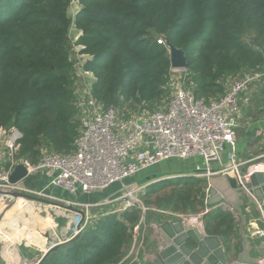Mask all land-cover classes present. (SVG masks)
I'll return each instance as SVG.
<instances>
[{
    "label": "trees",
    "instance_id": "obj_1",
    "mask_svg": "<svg viewBox=\"0 0 264 264\" xmlns=\"http://www.w3.org/2000/svg\"><path fill=\"white\" fill-rule=\"evenodd\" d=\"M74 2L81 8L73 18ZM72 26L82 32L76 45L90 56L84 70L96 77L94 96L106 107L162 100L171 60L161 37L185 52L197 97L264 67V0H0V129L13 125L23 134L18 147L32 163L43 146L69 153L78 136ZM182 181L207 188L196 178ZM204 220L210 236L236 237L232 212L218 208ZM140 221L136 209L103 216L43 264H118Z\"/></svg>",
    "mask_w": 264,
    "mask_h": 264
},
{
    "label": "built area",
    "instance_id": "obj_2",
    "mask_svg": "<svg viewBox=\"0 0 264 264\" xmlns=\"http://www.w3.org/2000/svg\"><path fill=\"white\" fill-rule=\"evenodd\" d=\"M158 43L167 46L165 38H159ZM171 73L183 75L187 83L176 88L167 104L160 105L152 112L127 110L122 106L107 108L94 96L93 87L96 83L90 85L87 101L79 105L83 115L80 116L74 149L66 154L57 153L46 146L37 163L32 164L27 159L21 160L17 158L16 152L23 134L17 128L11 130L7 127L1 128L0 192L7 195L0 196L17 201L9 194L21 192L39 198L48 197L60 204L73 205L83 210L86 213V220L81 230L77 228L74 234L76 236L93 223V219L95 220L93 211L106 206H112L113 210L99 219L134 209L141 212L140 225L152 213L163 216L162 212L146 206L141 196L146 186L135 187L126 182L165 162L172 160L203 162L204 170L197 165V172L189 176L182 175V178H214L233 174L232 176L237 175L242 184L245 180L249 181L252 172L249 170L248 173L241 174L240 167L243 165L237 159L241 99L253 85L264 83V67L244 70L232 77L225 94L213 99L195 95L194 83L189 77L188 69L178 70L171 66ZM85 74L93 75L89 72ZM6 162L10 164L9 167L4 166ZM20 164L28 168L29 176L48 173L52 178L48 189L58 187L76 198L79 195L89 196L103 192L115 185L120 186L121 190L116 198L95 204H80L76 201L54 198L44 192L28 190L21 183L11 184L10 177ZM216 208L223 207L218 205ZM212 210L208 208L205 215ZM198 217L177 216L184 223L192 221L198 225L204 224L203 217L201 220ZM91 218L93 219L90 223ZM2 225L0 223V245L3 246L2 239L6 236L7 230ZM138 254L139 250L131 259L133 263L139 261Z\"/></svg>",
    "mask_w": 264,
    "mask_h": 264
},
{
    "label": "crops",
    "instance_id": "obj_3",
    "mask_svg": "<svg viewBox=\"0 0 264 264\" xmlns=\"http://www.w3.org/2000/svg\"><path fill=\"white\" fill-rule=\"evenodd\" d=\"M241 104H242L241 126L237 131V159H238V162L243 165L242 167H240V172L243 170H246L247 173L250 170L252 174L257 171L264 172V83L253 85L251 89L242 96ZM123 108H126L127 110L143 111L139 109L140 107L134 109L128 106H123ZM45 147L46 146H43L40 149L41 154L38 157L39 159ZM49 151H51V149H49ZM60 154H66V153H60ZM190 161H181V162L187 163ZM32 164H35V163H32ZM213 167H217V165H213ZM182 175H185V174L178 173L176 175L174 174L173 176H167V177H177L174 179H186L187 178V177L182 178L181 177ZM232 175L233 174H231V176ZM221 177L222 176H218L214 178H206L205 180L207 183V188L211 190V184H210L211 181L215 178H221ZM51 180H52L51 176L45 172V173H38V174L30 175L22 184H23V187L28 190H31L34 192L36 191L44 192V194H46L47 196L58 198V197H55L52 193H49V194L47 193L48 190L51 191L52 189V188L48 189V186ZM139 180H141V174L127 180L126 183L137 187L136 184L137 182H139ZM151 182L152 181L144 182L143 185L140 184L139 187L146 186L147 184ZM39 184H41L42 187ZM119 187L120 186L115 185L106 191L93 193L91 194L92 196L89 195V197L90 196L95 197L96 200L98 198H101L99 201L89 200L87 202L81 203L78 197L76 199H71V200L65 199V200L76 201L80 204L102 203V202L109 201V200L116 198L120 193L121 187L120 188ZM217 187H218L219 192L222 195H224L225 197L227 196V198L231 201L235 200L234 195H232L231 193L229 184L226 181L217 183ZM109 192H111L112 195L110 197H106ZM39 199L40 200H30L29 202L38 203L42 201L48 205L49 204L51 205V207L48 206L49 212L52 214V217L48 216V217H51L49 220L50 221L49 223L47 222L48 218H43V219L41 218L42 220L41 221L39 218L37 219V217L34 215L29 221L27 219V216H25L24 214L20 217H15V218L13 217L12 219L7 217V219H5L4 222H2L3 224L2 226L4 227V229L7 230L6 236L3 237L2 239V244L4 246L3 248L5 249L4 256H6L5 264H35L43 257V255L52 245L58 242H61V237L63 238V240L67 238L68 235H66L64 224H65V219L67 217V214L65 213V211H68V210L58 205L51 204V203H55V204H60V203L55 202L51 199H48V197H42ZM209 199H210V193H209ZM12 201H14L17 204L18 202H20L19 200L16 201L14 199H12ZM27 201L28 200H25V202L23 203L24 204L29 203ZM30 206L32 209L33 205L30 204ZM220 206L223 207L222 209L224 210H227L230 212H232L233 210V212L236 213V214L234 213V216L236 219L237 227L234 230H235V233L236 232L238 233V236L234 237L232 241H225L223 237L218 236L221 239L226 250L229 251L230 249V253L234 257L233 261H235L238 257V248H239V245L242 239L241 230H244L246 232L247 236L250 238V241L252 243H255L256 245L264 243V235H263L264 233V206L255 207L252 205L250 206L248 204H245L244 214L246 216V223L242 222L238 212L235 210V208H232L231 205H227L226 202H223V204H220ZM208 208H211L213 210L218 209L216 207H208ZM21 211H22V204H20L18 208V212L16 214L21 213ZM68 212H71V211H68ZM16 214H14V216H16ZM72 215H77L78 217H81L79 214L74 213V212H72ZM35 218L38 220L36 223L41 221L43 225L47 223V225L49 226L47 228V231L44 233L45 237H42V238H40L39 236L37 237V234L35 235L32 234L33 235L32 236L31 234L26 232L27 235H29V240L24 242L21 237L17 236L18 230H25L23 227L21 226L17 227L18 226L17 225L13 229L7 228V224H9L8 226H10L11 225L10 223L14 219L18 221L26 220L30 224L31 222L35 221ZM165 220L171 221L175 219H165ZM203 221L205 225V220ZM74 223L76 224H74L73 229L76 231V229L78 228L79 221L77 223V220H75ZM140 226H141V229L139 230H141L140 239H142V254H140V251H139V254H138L140 257L139 261L135 263H133L132 261L130 264L132 263L133 264H150V263L156 264L155 263V261L157 260L156 246L161 241L160 228L157 224L149 223L148 217H147V220ZM11 230L12 231L14 230L13 235L9 234L8 232ZM207 234L210 235L208 232ZM256 254L257 252L254 251V253L251 252L249 255L256 256Z\"/></svg>",
    "mask_w": 264,
    "mask_h": 264
},
{
    "label": "rangeland",
    "instance_id": "obj_4",
    "mask_svg": "<svg viewBox=\"0 0 264 264\" xmlns=\"http://www.w3.org/2000/svg\"><path fill=\"white\" fill-rule=\"evenodd\" d=\"M80 8L81 7L78 4V2H74L72 4L71 9H70V14L73 18L79 12ZM81 35H82V32L77 30L75 26H72L70 30L69 43H68L69 57H70V61L73 64V68L70 73L69 89L73 95L74 120L77 123L78 127L80 125V116L83 115V113L79 109L80 108L79 105L80 104L83 105V103L87 101L90 85H92L94 82L95 83L97 82V80H95L96 77L93 76L94 74L93 75L85 74L86 71H84V64L85 62H87L90 56L82 55L81 50H83V47L76 45V41ZM161 38H164V37H161ZM241 72H238L235 75L228 76L222 79L220 81L221 89H216L215 93L208 95V97L213 99L215 97H218L224 94L230 85V81L232 77L241 74ZM174 75H175L174 73H171L169 76L168 82L165 87V95L162 98V100L154 103L152 106H148V104L142 103L139 105L133 104L131 107L134 109L140 107L139 108L140 110L152 112L153 110L158 109L160 105L167 104L169 100L171 99L176 88L179 86H185V83H187L183 75L181 74H176L175 76ZM115 103H118V101ZM7 128L11 130V129H14L15 127L13 125H10ZM16 155H17V158L21 160L25 159L19 147L17 149ZM198 164L202 167L201 170H204V165L201 160H193V161L191 160L190 162H187V163L177 161V160H172V161L165 162L163 164H160L156 167H153V168H150L144 171L141 174V180L137 182L136 186H139L140 184L143 185V183L147 181H152L151 183L146 185L141 195L146 206L149 208L155 209L158 212H162L164 219H176L177 216L187 217L191 215L195 217L199 216L198 219L201 220L202 217L205 215L206 210L209 207L208 206L209 193H208V188H205V184L201 183V185L198 188L192 189L190 187H186V185L181 183L183 182L182 180H185V179H174V178L170 179L169 177H167V176H173L174 174L176 175L178 173L185 174L186 176L194 174L195 172H197L196 166ZM9 165L10 164L6 162L4 166L9 167ZM187 179H190V178H187ZM196 179L201 180L202 182L206 183V180H205L206 178L204 177H197ZM21 185L23 186L22 183ZM39 185L42 187L41 184ZM152 189H154V192L152 191ZM148 191H150V193H148ZM47 193L48 194L52 193L55 197H58L59 199L61 198L62 200L76 199V197L71 196L70 194H68L67 192H65L64 190L58 187H52L51 191L48 190ZM147 194H150V197H147ZM111 195H112L111 192H109L106 197H110ZM91 196L89 197V196L79 195L78 198L81 203L87 202L89 200L99 201L101 199V198H98L96 200L95 197H91ZM19 201L20 202H18L17 204L14 201H12L11 198L7 199L6 197L0 196V223L4 222L5 219H7V217L12 219L13 217L14 218L20 217L23 214L27 216V219L29 221L34 215L37 217V219L39 218L40 220L41 218L42 219L48 218L47 222L48 223L50 222L49 220L52 217V214L49 212V209H48L49 208L48 206L51 207L50 204L48 205L42 201L38 203H32V202L27 201L29 203L24 204L23 203L25 202L24 200H19ZM20 204H22V211L21 213L16 214L18 212V208ZM30 204L33 205L32 209H31ZM111 210H113L112 206H106V207H102L99 209H95L93 211V214H94L93 218H95V220L91 218L90 223L92 222V219H93V222H95L96 220L99 219L100 216L105 215ZM12 213L16 214V216H14V214ZM65 213L67 214V217L65 219L64 227L66 230V235H68L66 239L68 240L72 238L75 232L77 231V229L76 231L73 229L74 224H76L74 223V221L77 220V223L78 221L80 223L82 220V217H78L77 215H72V212H68V211H65ZM48 216H51V217H48ZM71 218H73L74 220ZM37 219L35 218V221L31 222L30 224L26 220L18 221L14 219L10 223L11 224L10 226H8L9 224H7V228L13 229L14 227L18 225L17 227L19 226L23 227L25 230H27L26 232L31 235L37 234V237L38 236L40 238L45 237L44 233L47 231V228L49 226L47 225V223L43 225L41 223L42 220L36 223L38 221ZM139 229H141L140 224L136 227L132 235L131 243H129L128 247L125 249L124 256L122 260L120 261V263L118 264H130L132 261L131 259L135 257V254L138 250L140 251V254H142V239H140L141 230ZM237 236H238V233L236 232V237ZM66 239L63 240V238L61 237V241H66Z\"/></svg>",
    "mask_w": 264,
    "mask_h": 264
},
{
    "label": "water",
    "instance_id": "obj_5",
    "mask_svg": "<svg viewBox=\"0 0 264 264\" xmlns=\"http://www.w3.org/2000/svg\"><path fill=\"white\" fill-rule=\"evenodd\" d=\"M167 47L170 51L171 66L174 69H188V61L185 52L176 48L169 41ZM115 107L119 103H115ZM1 159V158H0ZM246 174V170L241 171ZM29 177V170L24 164L16 167L10 177L11 184L23 183ZM226 181L229 184L232 195L235 200L231 201L222 195L217 187V183ZM209 207H216L223 202L231 205L238 212L243 223H246L244 214L245 204L252 206H264V172L257 171L253 173L249 181H239L237 175H225L221 178H215L211 181ZM0 195H7L0 192ZM15 199L22 200H40L32 195L15 192L9 194ZM51 203V202H50ZM68 211L79 214L82 217L78 224V230L86 220V213L73 205L55 204ZM148 222L157 224L160 228L161 243L156 246L157 260L156 264H263L264 262V243L256 245L250 241L244 230H241V243L238 248V257L233 261V255L226 250L221 239L218 236H210L204 224L198 225L192 221L184 223L180 219L171 221L165 220L163 217L152 213L148 216ZM80 231L72 239L56 243L52 245L43 257L36 264H43L51 253L57 252L61 247L70 244L80 237ZM257 252L256 256L249 255L251 252ZM233 257V258H232ZM4 248L0 245V264H5Z\"/></svg>",
    "mask_w": 264,
    "mask_h": 264
},
{
    "label": "bare ground",
    "instance_id": "obj_6",
    "mask_svg": "<svg viewBox=\"0 0 264 264\" xmlns=\"http://www.w3.org/2000/svg\"><path fill=\"white\" fill-rule=\"evenodd\" d=\"M19 200H22V199H19ZM9 234H11V235H13L14 234V232L13 231H9ZM17 236L18 237H21L22 238V240L24 241V242H26L27 240H29V235H27V233H26V231L25 230H18L17 231ZM16 236V237H17ZM7 247V246H6ZM5 247V248H6ZM5 250V249H4ZM6 256H4V258H5ZM6 260V259H5Z\"/></svg>",
    "mask_w": 264,
    "mask_h": 264
}]
</instances>
